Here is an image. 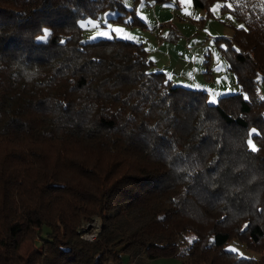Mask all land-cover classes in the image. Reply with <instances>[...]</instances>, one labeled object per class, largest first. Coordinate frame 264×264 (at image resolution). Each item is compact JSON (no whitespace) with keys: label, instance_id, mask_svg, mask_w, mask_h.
<instances>
[{"label":"trees","instance_id":"1","mask_svg":"<svg viewBox=\"0 0 264 264\" xmlns=\"http://www.w3.org/2000/svg\"><path fill=\"white\" fill-rule=\"evenodd\" d=\"M222 1L245 94L210 104L141 44L83 42L124 0H0V264H264V0Z\"/></svg>","mask_w":264,"mask_h":264},{"label":"rangeland","instance_id":"2","mask_svg":"<svg viewBox=\"0 0 264 264\" xmlns=\"http://www.w3.org/2000/svg\"><path fill=\"white\" fill-rule=\"evenodd\" d=\"M225 6H229L228 2L217 1L209 13L207 9L196 8L193 0L187 3L183 0L164 3L124 0V10H104L97 17L81 21L82 40L87 43L118 39L141 44L154 62V68L164 72L173 85L203 89L208 92V102L215 104L221 96L245 94L230 69L231 61L227 56L228 50L238 48L235 42L228 40H232L235 29L242 24ZM138 19L144 25L137 22ZM115 28L122 31L114 32ZM258 80L264 99V75ZM252 147L256 146L252 143ZM101 228L100 219L86 223L82 227V238L98 236ZM224 249L243 258L260 259L262 256L260 252L247 249L237 238ZM178 263L174 258L140 256L131 264Z\"/></svg>","mask_w":264,"mask_h":264},{"label":"snow or ice","instance_id":"3","mask_svg":"<svg viewBox=\"0 0 264 264\" xmlns=\"http://www.w3.org/2000/svg\"><path fill=\"white\" fill-rule=\"evenodd\" d=\"M183 2H184V3H187L188 0H183ZM213 11H215V10H213ZM241 27H243V26H241ZM113 31L119 33V32L122 31V29L115 28V29H113ZM101 35H107V33H101Z\"/></svg>","mask_w":264,"mask_h":264},{"label":"built area","instance_id":"4","mask_svg":"<svg viewBox=\"0 0 264 264\" xmlns=\"http://www.w3.org/2000/svg\"><path fill=\"white\" fill-rule=\"evenodd\" d=\"M96 238H97V235H92L90 237V239H87V238H85V239L88 240V241H94V240H96Z\"/></svg>","mask_w":264,"mask_h":264},{"label":"crops","instance_id":"5","mask_svg":"<svg viewBox=\"0 0 264 264\" xmlns=\"http://www.w3.org/2000/svg\"><path fill=\"white\" fill-rule=\"evenodd\" d=\"M184 85H186V84H184Z\"/></svg>","mask_w":264,"mask_h":264}]
</instances>
